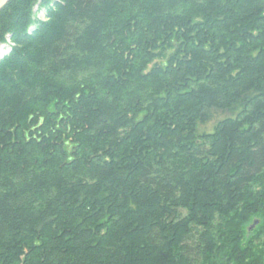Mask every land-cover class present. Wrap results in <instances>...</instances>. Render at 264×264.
I'll return each mask as SVG.
<instances>
[{
  "label": "trees",
  "instance_id": "1",
  "mask_svg": "<svg viewBox=\"0 0 264 264\" xmlns=\"http://www.w3.org/2000/svg\"><path fill=\"white\" fill-rule=\"evenodd\" d=\"M0 264H264V0H10Z\"/></svg>",
  "mask_w": 264,
  "mask_h": 264
},
{
  "label": "rangeland",
  "instance_id": "2",
  "mask_svg": "<svg viewBox=\"0 0 264 264\" xmlns=\"http://www.w3.org/2000/svg\"><path fill=\"white\" fill-rule=\"evenodd\" d=\"M38 16H39V15H37V17H38ZM41 19H43V17H41ZM223 118H225L224 115H220V114L216 115V116L213 118V120H212V121H211V122H210L205 128H203L202 130H204L205 132L210 133V132L212 131L214 125L216 124V122L219 121V120H221V119H223Z\"/></svg>",
  "mask_w": 264,
  "mask_h": 264
},
{
  "label": "water",
  "instance_id": "3",
  "mask_svg": "<svg viewBox=\"0 0 264 264\" xmlns=\"http://www.w3.org/2000/svg\"><path fill=\"white\" fill-rule=\"evenodd\" d=\"M10 0H0V10L9 2ZM258 221H254L252 225L248 228V233L256 228Z\"/></svg>",
  "mask_w": 264,
  "mask_h": 264
}]
</instances>
